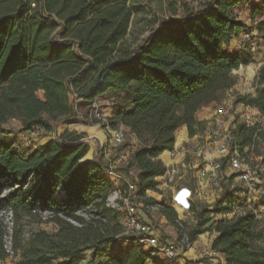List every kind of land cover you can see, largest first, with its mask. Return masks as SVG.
I'll return each instance as SVG.
<instances>
[{
  "label": "trees",
  "instance_id": "obj_1",
  "mask_svg": "<svg viewBox=\"0 0 264 264\" xmlns=\"http://www.w3.org/2000/svg\"><path fill=\"white\" fill-rule=\"evenodd\" d=\"M239 4L205 0L199 9L160 21L130 52L126 34L132 9L127 0H0V125L16 118L25 127L51 131L53 123L73 120L74 95L92 101L106 92L125 91L130 103H115L108 124L127 126L150 141V147L130 153L129 163L137 169V191L153 192L155 178L165 173L164 162L180 137L203 130L205 121L197 118V111L230 88L231 71L248 62L245 51L226 50L246 28L234 13ZM254 11L259 13L255 28L262 32L264 0ZM257 84L261 87L255 96L238 95L236 100L264 112V64ZM245 126L234 130L240 149L253 145L257 128ZM60 128L62 132L67 124ZM65 136H40L39 145L26 155L0 140V193L7 190L3 199L16 212L30 213L39 206L75 218L73 207L94 204L107 218L103 202L112 183L106 165L87 158L88 145L81 136ZM58 187L64 190L61 198ZM187 197L180 208L188 206ZM221 201L216 213L229 212ZM146 202L154 200L147 197ZM172 207L159 203L160 213L177 226ZM213 212L195 213L191 239L205 231L208 219L203 216ZM55 221V232L36 231L19 245L23 264H78L87 248L108 264H144L150 259L149 251L134 247L126 259L107 251L122 230L119 224L100 227L107 221H89L76 227ZM212 228L217 233L212 247L221 254L222 264H264V233L252 210L219 219ZM4 257L0 224V259ZM177 262L186 263L183 258ZM155 264L174 263L166 259Z\"/></svg>",
  "mask_w": 264,
  "mask_h": 264
},
{
  "label": "rangeland",
  "instance_id": "obj_2",
  "mask_svg": "<svg viewBox=\"0 0 264 264\" xmlns=\"http://www.w3.org/2000/svg\"><path fill=\"white\" fill-rule=\"evenodd\" d=\"M205 0H127V4L132 9V15L130 18L128 32L126 34V42L130 52H132L137 45L143 42V40L148 36V34L158 25L162 20L168 18H179L184 14L186 9L196 10L199 9ZM262 0H240V4L234 8V13L237 17H240L241 21L246 22V28L252 30V26H255L256 20L259 18V13L254 11L256 7ZM239 19V18H238ZM243 29V30H244ZM244 31L239 33L238 43L233 46L226 47V50L230 53L234 52V49L239 51H245V56L249 57L246 64L239 65L236 69L231 71L233 77V84L230 88L224 89L218 93L216 99L212 102V110L216 113H212L210 109V103L208 106L201 108L197 111L196 116L199 120L205 121L203 130H196L194 135H197L194 142L188 144H183L181 146L191 150V154L185 158L184 164H187L186 170L183 171L179 164V173L171 182H166L164 174L161 178L156 177V190H151L153 192H146L147 197L154 200V203L158 204L157 210L142 211L145 219L152 222L159 227L161 235L163 238H170L175 235L176 226L172 225L166 218L161 226L159 203H163L168 206H174L177 210L172 207L176 215H180L182 220L187 225L188 232L190 233L191 227L194 223L195 215L197 211L203 209H209V211H214L210 215L203 216V219H208L205 224V233L200 239L197 238L196 242L200 240L198 247L195 245L190 248L185 260L187 264H198V262L207 261V256L205 249H208V245L213 244L214 235L216 231L212 228L213 224L219 219H230L236 215L243 214L248 210H253L259 220V227L264 233V112L254 109L248 105L249 111H245L236 99L238 95H244L246 97H253L257 93L259 86L257 84L258 70L262 64H264V31L258 32L254 31L253 34L256 37L255 49L251 51L247 47V42L243 36ZM234 40V39H233ZM261 62V63H260ZM42 96V92L38 93ZM115 103H130V100L125 97V91H115L106 92L92 101H87L74 95L73 106L75 110V115L71 122H66L60 120L53 123L51 131H45L44 129L38 127H25L22 122L16 118H10L2 125H0V140L9 142L12 148L24 155L28 154L37 145L36 140L38 137L42 136L45 138L53 137L52 139H57L60 136H65V131L69 134L66 138L75 137L77 135L81 136L80 141L88 145V155L87 158L91 156V159L97 163L109 164V160L104 156L101 139L103 134L107 138L109 129H113L108 124V119L112 117L110 108ZM96 109L100 111L105 120L99 119L96 116ZM67 124V128L62 132L60 125ZM245 125H256L257 128L254 132L252 142L253 145L247 148L244 147L240 149V154L248 164L257 166L256 173L259 175V182L252 185L249 193L245 192V201L242 206H239L233 213L232 212H221L222 214L216 213L217 203L221 201L223 196L232 189L231 187H242L241 180L237 177V173L229 169L227 164H223L220 170V181L218 186L209 184L204 190L199 187V177L197 168H194L196 164L201 162V159L192 152H196L205 142V134L208 130L213 128L225 129H238L240 126ZM123 129V125H119ZM182 127V126H181ZM246 127V126H245ZM59 129V130H58ZM128 130V129H127ZM191 136V137H194ZM130 140L127 137L126 142L119 147L118 153L126 156V158L119 159L118 156L112 155L111 162L116 168V171L121 173L122 169H125L127 174L137 173L136 167L129 163L130 156ZM150 142L149 140H146ZM175 145L173 146L174 149ZM210 151L214 150V147L210 145ZM172 149V150H173ZM178 148V151H181ZM182 153V151H181ZM194 156V160L190 156ZM212 157L216 156V152L210 154ZM162 160V158L159 156ZM192 161V162H191ZM182 163V164H183ZM175 164V163H173ZM181 164V165H182ZM255 169V168H254ZM121 183V182H119ZM8 185V184H7ZM3 188H8L7 186ZM186 194L189 196L188 209L180 208L178 205L185 202ZM249 198V200H247ZM234 199V198H233ZM248 201V202H247ZM192 203V204H191ZM5 205L0 203V215L3 213ZM13 210V209H12ZM107 222L100 227H105V225H115L119 224L122 227L123 217L120 212L117 211H106ZM14 214V246L15 254L12 257L3 258L1 264H23L21 258V250L19 245H23L27 242L30 235L39 230H45L48 232H55L58 225L55 220L41 221L36 215L13 210ZM0 218H3L0 216ZM2 226V235L4 232V225L2 220H0ZM174 231V232H171ZM212 241V243H210ZM131 248L126 241H117L116 239L112 243L107 244V251L111 254L118 255L119 257H127V251ZM92 248H87L81 253V259L78 264H108L102 257L91 255ZM146 251V250H144ZM222 257V256H221ZM2 260V259H0ZM148 264H155L156 261L152 259L147 260ZM172 262L171 260H168ZM179 261V259H178ZM173 263V262H172ZM145 264V263H144ZM175 264V263H174ZM222 264V263H221Z\"/></svg>",
  "mask_w": 264,
  "mask_h": 264
},
{
  "label": "built area",
  "instance_id": "obj_3",
  "mask_svg": "<svg viewBox=\"0 0 264 264\" xmlns=\"http://www.w3.org/2000/svg\"><path fill=\"white\" fill-rule=\"evenodd\" d=\"M242 31H244L243 36L245 42H247V47L253 51L256 45V37L253 34V30L244 29ZM96 116L99 119L105 120L103 114L98 111V109H96ZM234 130V128L225 130L213 128L208 130L205 134L204 144L196 152H192L201 159V162L194 166V168H197L200 180L199 188L201 190L206 189L209 184L218 186V182L220 181V170L224 163L228 165L229 169L237 173V177L243 184L242 187L235 188L232 186V189L226 195V199L221 201V205H228L230 208L229 212L232 213L239 206L246 203L244 202L245 197L247 198L245 192L249 193L252 185L260 181V177L256 173L257 166L250 165L243 160L244 158L240 154V148L234 136ZM127 137L131 139L130 152L137 148L150 147V142L138 138L130 129L127 130L117 127L109 129L105 144L101 149L104 156L109 160V164L106 165L105 174L112 183V188L103 202V207L105 209L120 212L123 217L122 230L120 234L115 236V239L117 241H126L131 247L149 251L150 259L156 262H161L167 259L175 264H179L177 260L180 258L186 260L187 250L193 246L197 238H201L207 232L198 234L194 240L191 239L187 225L180 215H178L175 235L170 238H163L159 227L144 218L142 211L157 210L158 204L146 202L147 193L142 195L137 191L135 173L130 172L123 178L121 173L116 171L115 166L111 162V158H109L112 155L118 156V160L125 158L123 154L118 153V149L126 142ZM210 145L214 147V150L210 151ZM181 149L182 159L180 163H183L185 158L191 154V150L183 146ZM212 152H216L217 155L212 157L210 155ZM180 163L166 164L164 162L166 166L164 173L166 182L173 181L179 173ZM107 174L116 175L117 179L113 181ZM121 180H123V182H121ZM14 187H16V185ZM57 191L59 192L60 198L63 197L64 190L61 187H58ZM6 192L7 190L4 189L0 193V203L5 205L3 213L0 215L3 217L0 218V220H2L4 225L2 248L5 258L12 257L15 254L14 214L12 208L3 199ZM187 200L189 201V196L187 197ZM247 200H249V198ZM186 209H188V207H186ZM30 213L36 215L41 221L55 220L56 218H59L76 227H82L85 222L89 221H107L101 208L94 204L73 207V214L78 218L67 216L61 210L39 206L33 207ZM210 243H212V241H210ZM205 253L207 261L198 262V264L222 263L223 258L221 257V254L215 250L211 244L208 245V249H205ZM4 259L0 260V264Z\"/></svg>",
  "mask_w": 264,
  "mask_h": 264
},
{
  "label": "crops",
  "instance_id": "obj_4",
  "mask_svg": "<svg viewBox=\"0 0 264 264\" xmlns=\"http://www.w3.org/2000/svg\"><path fill=\"white\" fill-rule=\"evenodd\" d=\"M237 18H239V19H241L240 17H237ZM241 20H243V19H241ZM245 24H246V22L245 21H243ZM252 26V30L254 29V31L256 30V28H255V26H253V25H251ZM257 31V30H256ZM234 39V40H233ZM231 41H230V43H229V47H231V46H233L234 44H237L239 41H238V37H234ZM235 51H239L238 49H234V52ZM229 52V51H228ZM261 63V62H260ZM213 103H215V102H212L211 104H210V109H211V111H212V113H210L209 115H213V114H215L216 113V110L215 111H213L212 110V108H213ZM238 105H240L243 109H245V111H249V108H247L246 106H244V104H242V103H239ZM202 110H204V109H202ZM202 110H200L199 112H201ZM110 111H111V113H112V107L110 108ZM124 126V125H123ZM124 128L125 129H129V127H127V126H124ZM196 136L197 135H194V137H184V136H181L180 137V139H179V141H178V144L174 147V149L173 150H170V157L172 158V162L171 163H175V164H177V163H180V161H181V159H182V153H181V151H178V148H181L182 146L181 145H183V144H188V143H190V142H194V139L196 138ZM205 138V137H204ZM127 156V155H126ZM126 156H125V158H126ZM191 158H192V161L194 160V156L192 155V156H190ZM88 159H90V160H93V158L91 159V156L90 157H88ZM191 161V162H192ZM182 163H180V166L182 167L181 169L183 170V171H185L186 169L185 168H189V167H187V164H182ZM121 175L123 176V178L125 177V176H127L128 174L126 173V172H121ZM162 176H159L158 178H161ZM121 182H123V180H121ZM160 215V220H159V222H160V224H161V226L163 227L164 225H162L163 224V222L164 221H166V219H165V217L162 215V214H159ZM171 232H174V231H171ZM217 235V233H215V235H214V237ZM196 244V245H195ZM195 248L196 247H198L199 246V244H201L200 243V240H198L197 242H195ZM123 259H124V257H122ZM186 259H188L187 257H186ZM149 262L148 261H146L145 262V264H148Z\"/></svg>",
  "mask_w": 264,
  "mask_h": 264
},
{
  "label": "bare ground",
  "instance_id": "obj_5",
  "mask_svg": "<svg viewBox=\"0 0 264 264\" xmlns=\"http://www.w3.org/2000/svg\"><path fill=\"white\" fill-rule=\"evenodd\" d=\"M105 141H106V137H105V135L103 134V137H102V139H101V144H104L105 143ZM178 144V143H177ZM173 160H172V158L170 157V155H169V157H168V159L166 160V164H169V163H171ZM108 175V177L111 179V180H113V181H115L116 179H117V176L116 175H109V174H107ZM191 248V247H190ZM190 248L187 250V252H186V254H188V251L190 250ZM179 264H181V263H179ZM186 264V263H185Z\"/></svg>",
  "mask_w": 264,
  "mask_h": 264
}]
</instances>
